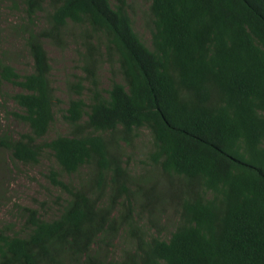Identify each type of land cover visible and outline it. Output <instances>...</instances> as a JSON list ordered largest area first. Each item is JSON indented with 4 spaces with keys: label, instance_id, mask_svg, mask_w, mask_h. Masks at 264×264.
<instances>
[{
    "label": "trees",
    "instance_id": "1",
    "mask_svg": "<svg viewBox=\"0 0 264 264\" xmlns=\"http://www.w3.org/2000/svg\"><path fill=\"white\" fill-rule=\"evenodd\" d=\"M9 2L20 11L10 30L33 69L6 59L0 19V87L15 88L0 92V106L28 127L16 136L0 123V152L32 165L48 152L56 165L46 176L59 193L52 218L36 206L48 199L13 201L6 163L0 204L11 203L23 226L0 228V264H264V0L0 8ZM45 41L83 50L84 74L66 80V99ZM59 114L67 131L48 139ZM142 129L151 141L136 171L128 150Z\"/></svg>",
    "mask_w": 264,
    "mask_h": 264
},
{
    "label": "rangeland",
    "instance_id": "2",
    "mask_svg": "<svg viewBox=\"0 0 264 264\" xmlns=\"http://www.w3.org/2000/svg\"><path fill=\"white\" fill-rule=\"evenodd\" d=\"M13 4L11 2L0 8V19L1 26L3 28V35L6 38L4 45L7 48V60L22 72H27L33 69L32 58L25 51L24 40L17 34H13L11 27L19 21V10H12ZM22 9V8H21ZM136 11L140 14V6H136ZM136 13V21L138 30L147 34L146 26L144 21L140 18V15ZM46 49L51 57L52 63V80L56 87L57 93L63 99L67 98L66 93V80L70 78L72 73L84 74L80 68V54L76 44H69L65 48H60L52 43L45 41ZM79 65V66H78ZM100 79L103 86L109 85V67L108 64H104L99 69ZM72 79V77H71ZM15 90L11 85H1L0 92H13ZM8 99V97H7ZM9 110L15 109L12 102H9ZM11 114V112H9ZM8 114V111L0 106V121L3 129H7L10 124L13 129L14 135L18 136V133L28 130V127L23 123L12 118L13 114ZM9 116V118H7ZM65 124L62 122L61 114L58 115L57 121L53 124L51 131L47 138L50 139L55 136L58 132H66ZM151 134L148 129L141 130V136L137 139V146L128 150L129 153H133L134 165L136 171L142 166L140 159L144 158L146 150L150 147ZM6 163L12 169L13 179H11V193L13 192L16 196L13 201H17L20 204H32V199L37 198L40 201L47 200L44 206H41V202H37L42 214L46 218L56 217L58 215V205L56 203V197L53 196L59 193L53 184L49 183L46 173L48 166L53 164L56 165L55 159L48 152L43 156V160L39 165L24 164L22 162H16L10 153L7 152L6 160L3 151L0 152V171L5 170ZM9 174H7L8 176ZM8 226L10 232H18L23 226V219L21 214L17 211L14 206L9 204H0V228Z\"/></svg>",
    "mask_w": 264,
    "mask_h": 264
}]
</instances>
